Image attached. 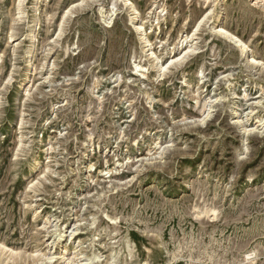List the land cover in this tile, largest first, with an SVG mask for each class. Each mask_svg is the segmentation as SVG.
<instances>
[{
	"label": "rangeland",
	"instance_id": "rangeland-1",
	"mask_svg": "<svg viewBox=\"0 0 264 264\" xmlns=\"http://www.w3.org/2000/svg\"><path fill=\"white\" fill-rule=\"evenodd\" d=\"M20 1L0 0V264H264V0Z\"/></svg>",
	"mask_w": 264,
	"mask_h": 264
},
{
	"label": "bare ground",
	"instance_id": "bare-ground-1",
	"mask_svg": "<svg viewBox=\"0 0 264 264\" xmlns=\"http://www.w3.org/2000/svg\"><path fill=\"white\" fill-rule=\"evenodd\" d=\"M124 1V3H125V5H129L130 7H131V9H132V12L134 13V15L135 14H138V10H137V8L133 5V3L130 1V0H123ZM22 3V0L19 2V4H21ZM20 9V8H19ZM69 12V11H68ZM219 18V17H218ZM218 23H221L222 22V20H220V18H219V20L217 21ZM199 26H200V24H199ZM134 29H135V33L138 35V36H140L141 38H142V41H143V43L144 44H147V46L146 47H149L150 46V41L147 39V37L145 36V32H146V29L144 28V26L141 24V23H136L135 25H134ZM61 30V29H60ZM221 33L222 34H225V35H228L230 38H232L233 40H235L236 41V43H238L241 47H242V50H243V52H246L247 51V48H246V44H244V43H242L239 39H237L236 37H234L232 34H230V33H228V32H226V31H224L223 29H221ZM224 32V33H223ZM191 51H192V49H191ZM189 52L190 51H187V52H184V53H180L179 55H178V59L176 60V62H179V61H182V60H184L185 58H186V56L189 54ZM30 54V53H29ZM156 60H158V58L157 57H155V61ZM173 64H175V61H170V63L168 64V66L167 67H165V65H159V63L157 62V65L155 66L156 68H159V69H162L163 70V72H165L166 70H167V68L170 66V65H173ZM143 68L142 67H139V66H136V71L137 72H140V73H142V75H145V71H143L142 70ZM162 76V75H161ZM29 78V77H28ZM28 78H26L25 79V81H23L22 83H23V85L20 87V88H26V87H28V85L30 84V80L28 79ZM245 133H249V130H247L246 129V132ZM38 164V163H37ZM210 212L212 213V216H214L215 215V210H210ZM209 212V213H210ZM203 213H205V212H203ZM208 213V212H207ZM201 214H197V216H200ZM215 217V216H214ZM0 251H4L5 252V254L6 253H10V254H12V255H15V256H17V258H18V255L17 254H14L13 253V251L12 250H6V247L5 246H3L2 244H0ZM60 256H61V258L62 259H64V263H66V264H77L78 262L77 261H75L74 260V258L77 256H75V257H66V255L65 254H60ZM36 260L37 261H40V260H44L43 258H45L46 260H53L54 258L53 257H45V256H42L41 257V255H36ZM1 260V259H0Z\"/></svg>",
	"mask_w": 264,
	"mask_h": 264
}]
</instances>
